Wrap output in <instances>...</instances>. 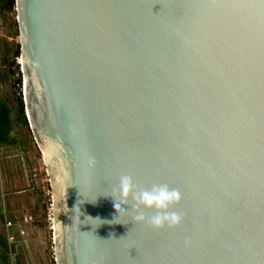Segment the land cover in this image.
I'll list each match as a JSON object with an SVG mask.
<instances>
[{"label": "water", "instance_id": "obj_1", "mask_svg": "<svg viewBox=\"0 0 264 264\" xmlns=\"http://www.w3.org/2000/svg\"><path fill=\"white\" fill-rule=\"evenodd\" d=\"M13 3L54 264H264V0ZM125 175L180 226L118 214Z\"/></svg>", "mask_w": 264, "mask_h": 264}, {"label": "rangeland", "instance_id": "obj_2", "mask_svg": "<svg viewBox=\"0 0 264 264\" xmlns=\"http://www.w3.org/2000/svg\"><path fill=\"white\" fill-rule=\"evenodd\" d=\"M13 22V12L0 10V57L3 59H10L17 44ZM14 79L15 75L11 76L0 65V102L8 107L12 125L9 134L12 143L0 146V234L7 247L8 264H54L53 235L47 218L51 201L47 165L39 145L33 141L24 111L25 124L18 121L17 97H22L21 83L17 90ZM5 220L11 221L8 231L13 235L12 240L6 239Z\"/></svg>", "mask_w": 264, "mask_h": 264}, {"label": "clouds", "instance_id": "obj_3", "mask_svg": "<svg viewBox=\"0 0 264 264\" xmlns=\"http://www.w3.org/2000/svg\"><path fill=\"white\" fill-rule=\"evenodd\" d=\"M119 197V203L114 200L116 212L126 211L122 205H127L129 199L133 201V211L136 215L133 220L136 223H147L154 230H162L165 227L172 229L179 227L182 216L172 211L180 203L181 196L178 190L172 189L165 184L153 185L151 189L134 192V183L131 176L120 178L118 189L115 190ZM143 210L154 212L155 214L146 217Z\"/></svg>", "mask_w": 264, "mask_h": 264}, {"label": "trees", "instance_id": "obj_4", "mask_svg": "<svg viewBox=\"0 0 264 264\" xmlns=\"http://www.w3.org/2000/svg\"><path fill=\"white\" fill-rule=\"evenodd\" d=\"M13 7L14 3L13 0H0V10L5 11V12H13ZM13 25L15 26L14 22ZM9 51H12L8 48ZM13 55L8 58H1L0 57V65L5 66V68L8 70V73L11 76H14L15 72L17 71V65H14V58L17 57L18 55V50H17V44L15 45V50L12 51ZM14 66V69H12ZM17 88V86H16ZM18 90V88H17ZM19 92V91H18ZM17 105H18V121L21 124H25L24 116H23V108H22V103H21V98L17 97ZM12 130V125H11V120L9 117V109L8 107L0 102V146L1 145H10L12 143V140L9 138V134ZM0 261L2 264H8V256H7V247L0 235ZM16 264V263H15Z\"/></svg>", "mask_w": 264, "mask_h": 264}, {"label": "built area", "instance_id": "obj_5", "mask_svg": "<svg viewBox=\"0 0 264 264\" xmlns=\"http://www.w3.org/2000/svg\"><path fill=\"white\" fill-rule=\"evenodd\" d=\"M0 196H1V190H0ZM30 216H28L29 218ZM26 218V217H25ZM47 218L49 220V230L50 232H52V225H51V202L49 203V206L47 208ZM12 226L11 221L10 220H5L4 221V227L6 229V239L7 240H12L13 239V235L11 233H9L8 229Z\"/></svg>", "mask_w": 264, "mask_h": 264}, {"label": "flooded vegetation", "instance_id": "obj_6", "mask_svg": "<svg viewBox=\"0 0 264 264\" xmlns=\"http://www.w3.org/2000/svg\"><path fill=\"white\" fill-rule=\"evenodd\" d=\"M15 58H17V57H15ZM16 65H18L17 63H16ZM18 68V67H17ZM15 76H16V72H15V74H14ZM19 80H20V76H19ZM19 82L20 81H18V83H16V86H17V88H19L18 86H19ZM21 86V85H20ZM19 90V89H18ZM20 90H21V87H20Z\"/></svg>", "mask_w": 264, "mask_h": 264}, {"label": "bare ground", "instance_id": "obj_7", "mask_svg": "<svg viewBox=\"0 0 264 264\" xmlns=\"http://www.w3.org/2000/svg\"><path fill=\"white\" fill-rule=\"evenodd\" d=\"M19 63H21V60L19 59ZM23 90H24V82H23ZM41 150V149H40ZM42 157H43V159L45 160V158H44V156H43V154H42ZM46 162V161H45ZM46 165H47V163H46ZM48 168V167H47Z\"/></svg>", "mask_w": 264, "mask_h": 264}, {"label": "crops", "instance_id": "obj_8", "mask_svg": "<svg viewBox=\"0 0 264 264\" xmlns=\"http://www.w3.org/2000/svg\"><path fill=\"white\" fill-rule=\"evenodd\" d=\"M1 235V234H0Z\"/></svg>", "mask_w": 264, "mask_h": 264}]
</instances>
